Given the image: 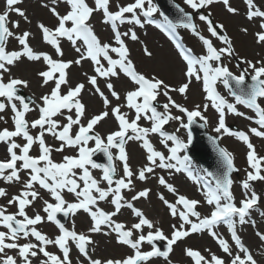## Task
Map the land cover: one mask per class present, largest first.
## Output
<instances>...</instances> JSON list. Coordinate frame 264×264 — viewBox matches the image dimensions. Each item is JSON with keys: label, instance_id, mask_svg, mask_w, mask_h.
<instances>
[{"label": "snow or ice", "instance_id": "snow-or-ice-1", "mask_svg": "<svg viewBox=\"0 0 264 264\" xmlns=\"http://www.w3.org/2000/svg\"><path fill=\"white\" fill-rule=\"evenodd\" d=\"M23 3L5 0V9L0 12V122L7 124L10 119L12 124L11 129L0 128V145L5 152L0 159V184L19 186L15 194L0 186V200L5 201L0 203V264H173L175 246L194 234H207L223 255L206 249L209 255L205 256L185 247L184 255L192 264H259L239 232L246 225L256 227L251 215L264 198L255 190L256 182L264 183V156L251 140H264V56L255 60L239 57L238 74L225 63L226 58H237L238 54L225 25L213 19L212 9L222 5L227 14L238 16L240 9L233 6L232 0H183L186 7L176 5L178 21L169 18L154 0H41L40 6L51 13L56 25L38 22L36 27L41 41L54 55L34 50L33 32L13 30H20V21L11 20L12 14L32 23L26 9L19 6ZM61 4L65 7L63 14L58 11ZM243 4L245 19L258 27L255 43L264 48V5L257 0H243ZM95 14L110 30L109 40L96 33L91 23ZM197 20L222 46L217 47L213 39L202 34ZM126 25L130 27L121 31ZM146 25L159 29L174 44L184 65L181 82L171 84L156 72L145 75L137 70L128 42L140 43L136 29ZM179 29L199 41V54L184 45ZM240 31L248 34L249 29L242 27ZM63 41L77 54L72 59L65 58ZM13 44L15 47H10ZM143 52L152 57L147 46ZM25 61L44 65L36 75L39 87L48 91L36 98L22 94L25 89L31 90V81L14 71ZM85 61L91 64L93 74L85 72L86 83L73 85L71 71ZM122 76L133 86L123 97L114 83ZM86 84L91 86L89 93L102 102V110L91 116L83 102ZM194 85H199L204 103L189 108L175 97L187 101ZM220 85L232 101L221 94ZM113 100L118 103L113 104ZM238 106L254 115L248 116ZM209 109L217 114L213 128L217 135L208 137L219 158L217 172L195 169L188 155L192 125L200 121L201 127H207L205 113ZM31 113L36 117L30 120ZM228 115L243 117L256 126L249 127L248 132L233 131L226 124ZM108 120L115 123V129L101 134L97 127ZM172 123L177 125L175 131L168 132L166 126ZM181 129L186 130V139L178 134ZM224 136L235 137L247 149L245 179L240 182L242 199L238 202L233 174L240 169L234 155L220 146ZM152 137H157L166 151L159 150ZM48 138L54 143L50 144ZM130 142L137 143L144 153L145 163L136 169L129 162ZM34 150L36 155L32 154ZM69 152L72 154H64L59 161L54 159V153ZM100 155L106 162H97ZM157 169L170 175L185 173L201 186L203 204L179 194L164 176L157 174ZM154 177L176 197L174 202L163 194L158 197L171 218L178 221L170 225L167 234L135 204L149 200L152 191L149 187L138 190V182L143 184ZM126 193H131L130 198ZM102 203L110 205L111 210L101 207ZM204 205L208 206L207 214L202 215ZM13 206L15 211L10 212ZM29 209L34 210L32 215ZM124 209L135 218L130 226L116 219ZM80 214H86L89 227L78 232L75 218ZM260 214L264 216V212ZM63 220H69L71 228ZM47 224L57 229L54 237L42 231ZM222 224L227 225L231 243L218 231ZM96 234L113 237L131 254L119 259L94 258ZM255 236L260 243L259 254L264 256V231H255ZM49 246L58 249L59 254L49 251ZM73 250L77 253L75 259Z\"/></svg>", "mask_w": 264, "mask_h": 264}, {"label": "rangeland", "instance_id": "rangeland-1", "mask_svg": "<svg viewBox=\"0 0 264 264\" xmlns=\"http://www.w3.org/2000/svg\"><path fill=\"white\" fill-rule=\"evenodd\" d=\"M31 1L32 2H27V3L30 6H33V8L39 12L38 17L36 18L35 24L37 25L38 22H43L47 26L51 27L54 19L53 20L51 19L52 22L50 24V19H48L49 17H52L50 12L48 10L46 11V10L41 9L39 2L34 1V0H31ZM175 1L181 7H186L185 5H183V0H175ZM128 2H130V0H121V3H128ZM257 2L261 5H264V0H257ZM232 3H233V6L238 7L240 9V15L230 16L229 14H227L225 12L222 5L214 6L212 9V14H213V19L215 21H217L219 23H223L225 25L228 35L233 40V44H234V47H235L236 52L238 54V57L232 58L230 60L226 58L225 63H228L231 70L238 74L239 69L236 68V64L238 63V58L239 57H246L248 59H253V60L259 59L261 56H264V48H261L259 45H257L255 43L254 33L258 30V27L255 24H252L245 19L244 13H245L246 9H245V6L243 4V0H232ZM39 10L42 12H40ZM188 11H190V10H188ZM198 24H200L203 27V29L200 27L202 34L211 38L210 35L206 31V26H204L202 24V22H199ZM97 27L100 28V25L97 24ZM242 27H247L249 29L248 34H244L243 32L240 31V29ZM23 30H24V28L20 29L19 31H23ZM179 31L182 34L188 33V31H184V29L179 30ZM34 32H35V34L38 33L37 27H36V30H34ZM188 34L190 35V33H188ZM211 39H213V41L217 45V47L222 46L214 38H211ZM140 41H141L140 43L135 42V43L129 45L130 50H131V58L134 61L135 65L137 67V70L144 73L145 75H151L153 72H156L157 74H160L162 76V78L166 79V81L171 83V84H177V83L181 82V80L183 79V76H182L183 68H180L179 60L171 52V49L168 47V45L164 41H162L158 35H156V34L152 35L148 32L146 34H143L140 37ZM188 42L192 46H194L195 49L200 50L196 41H194L193 39H188ZM188 42H187V44H188ZM144 46H147L149 51L152 52L151 58L144 55V52H143ZM12 47H15V45ZM159 53H161L163 55V58L168 59L170 62L174 63L177 66V68H178L177 74H179L178 75L179 79L174 78L173 80H171L168 76L166 77V75L165 76L162 75L164 67L161 64H163V65H165V64L163 61H160V60L158 61ZM257 53H259V55H257ZM156 59L158 62L156 61ZM241 67H244V65H241ZM77 71H78V68H77ZM36 77H37V79L35 78V81H36V83H38L39 77L37 75H36ZM220 89L222 92L224 91L225 92V93L223 92L224 95L230 101H232V97L229 96L228 93L225 90H223L222 87H220ZM24 94L26 96H30L26 92H24ZM175 98L177 99L178 102L185 103L186 106H188L189 108H191L192 106H194L197 103H200V104L204 103L203 93L201 92L199 85H194L192 87V90L189 93V99L187 101H184L179 96H176ZM90 106H91V110H93V111H92V113H89V114H95V113H98L102 110V102L100 101V99L98 100L96 98L95 102L92 103ZM241 109H242V112L249 113L247 109H245L243 107ZM205 115L209 119V124L207 126L208 131L211 134L216 135V133L213 131V128L215 127V125L217 123V114L215 113V111L213 109H209V111L207 113H205ZM236 119H237V117H234L233 115H228L226 118L227 125L228 126L233 125ZM236 122H238V121H236ZM3 127H8L11 129V127H12L11 120L8 119L7 124L0 122V128H3ZM175 128H176V126L173 129L175 130ZM242 128L244 129V132H248L249 126L248 127L246 126V128H245V126H242ZM181 131H182V129H181ZM240 131H242L241 128H240ZM225 137H228V136H224L223 139L220 140V143H221L222 147L226 148L228 151H230L234 155L236 167L240 169L237 179L234 180L235 186L233 189L236 200L239 201L240 199H242V191H243L242 188L240 187V182L245 179V170L247 169V162H246L247 149L237 139L233 140V139H227ZM251 140H252V143L256 146L257 152L261 156H264V140H260L259 138H256V137H251ZM18 142L23 143L19 139H18ZM32 154L34 155L35 153H32ZM138 154H141L139 149H138ZM61 156L62 155L58 154L56 157H54V159L59 161L62 158ZM140 163L141 164L145 163L144 157H142V162H140ZM153 180H156V179L155 178L151 179V181H150L151 183L149 184V187H154V189H156L157 184L153 183L152 182ZM154 182H156V181H154ZM148 183L149 182H147L145 184H141L138 187V189L143 188V187H147ZM11 187L14 189L13 193H16L19 190L18 185L15 187L14 186H11ZM255 190L258 194H261L262 197H264V183L256 182ZM261 204H262V206L264 205V198H262ZM155 221H157V220H155ZM160 225L161 224H159V226ZM260 227L262 230H264V224L261 225ZM251 238L254 239L255 241H257V239L255 238V236L252 232H251ZM180 260H181L182 264L188 263L187 259L184 258V256L179 258V261ZM173 264H180V263L179 262L177 263L173 259Z\"/></svg>", "mask_w": 264, "mask_h": 264}, {"label": "bare ground", "instance_id": "bare-ground-1", "mask_svg": "<svg viewBox=\"0 0 264 264\" xmlns=\"http://www.w3.org/2000/svg\"><path fill=\"white\" fill-rule=\"evenodd\" d=\"M22 6V5H21ZM20 6V7H21ZM24 9H26V12L30 18V20L32 21L31 24H27L25 23L20 17L16 16L15 14H12L10 16L11 20H19L20 21V29L24 28V30L31 31L35 34L34 30H36V18L38 17L39 12L37 10H35L33 8V6H30L29 4L27 5V0L26 3L24 5V7H22ZM5 9V0H0V12H3ZM35 11V12H34ZM40 11V10H39ZM42 12V11H40ZM97 15V14H95ZM100 18V15H97L95 18H93V21L96 23L98 22V19ZM48 19H50V23H51V19H53V17H49ZM97 28V27H95ZM14 31H19L16 29H13ZM38 30V28H37ZM147 32V31H146ZM96 33L101 37L102 39V34L104 33V30L101 31V29L97 28ZM151 34H153V32H151ZM10 45V47L14 46ZM31 45L34 48V50L36 51H47L50 54H53V51L51 50V48L45 44H43V42L41 41L40 35H39V30L38 33L35 34V37L31 40ZM62 46L65 48L66 51V59H72L73 57H75L77 54L74 51H71L69 48V45L67 43V41H63L62 42ZM137 50V49H136ZM55 58V56H54ZM163 61L164 64H161L164 69H163V73L162 75H166V77L168 76L171 80H173L174 78H178L179 79V74L178 73V68L177 66L170 62L168 59L163 58V55L161 53H159V57H158V61ZM157 61V59H156ZM157 61V62H158ZM184 67V65L181 63L180 68ZM77 68L78 72L77 71ZM44 70V65L38 62H34V63H28V62H24L23 64H21L18 68L14 69L15 73L19 76H22L24 78H28L31 81V90L25 89L23 90L24 92H26L28 95H30V97L32 96L33 98L38 97L39 95L46 93L48 91L47 88H40L39 84L36 83L35 78L36 77V72L38 73L39 71ZM87 72L88 74L92 73V70H88V64L86 62L83 63L82 67H76L74 66L72 71H71V75H70V79L73 83V85L77 82H84L86 83V77L82 74ZM93 74V73H92ZM91 75V74H90ZM100 83V82H99ZM90 85L86 84V89L83 93V102L87 105L88 108V114L92 113L93 110H91V104L95 102V97L93 95H91L88 91V88H90ZM105 93H107V90H104ZM93 101V102H92ZM92 102V103H91ZM122 102V101H120ZM118 102H114L113 104H116ZM124 111H127V109H124ZM90 115V114H89ZM33 113L29 114L28 118L32 117ZM239 118V117H238ZM237 118V119H238ZM240 119V118H239ZM143 123V122H142ZM239 125L245 126L247 125V122L242 120L239 121ZM115 129V123L112 120H108L107 122H103L101 126H98L97 131L101 132V134H106L109 131H112ZM217 135V134H216ZM215 135V136H216ZM202 143H199V145L197 146L199 149L201 147L204 148V152L207 156H209L208 158L210 163L216 167V166H220V162H219V158L218 155L216 153V151L214 150L211 142H207L206 143L204 141V138H201ZM48 142L51 144L53 143L51 141V138H48ZM154 145L157 146V148L159 150L162 151L161 149V145L159 144V142L157 140H154ZM138 144L137 143H133L130 142L127 146L128 152H129V156H130V164L133 166L134 169L139 168L141 166L140 162H142V154H138ZM163 148V147H162ZM196 154L198 155V157H200V154L198 152H196ZM5 156V152H4V146L0 145V159H2ZM54 157H56L55 153H54ZM219 162V164L217 163V161ZM161 169H157V172H159ZM220 170V167H216V172ZM151 180H149L147 187H149V184ZM174 184L176 185V188L181 190V188H184L181 183H182V179L179 178L177 180H174ZM0 186H4V187H8L10 194H15L13 193V188L11 186H7V185H2L0 184ZM15 187V186H14ZM151 188V193H150V199L147 200V202H140L139 205L142 204V208L145 210L146 215L155 221V219H160L159 223L158 221H156L158 224H161L160 226H166V225H170L172 224V221H169L167 218L165 213L163 211H161L159 209V202L157 200L156 197V193L154 189V187H149ZM47 198V197H46ZM192 198L194 199H198V200H202L204 199V196L201 194L198 195H194ZM138 202V201H137ZM136 202V203H137ZM202 202V201H201ZM0 203H5L4 200H0ZM138 204V203H137ZM101 207H104V204H101ZM39 208V203L36 205V209ZM11 209H15V207H10L9 211ZM201 213L203 214L206 210V207L203 206L201 209ZM29 214L32 215L34 213L33 209H29ZM76 221V230L79 231H86L87 228L89 227V221L87 216H85V214H80L75 218ZM68 227L71 228V222H69ZM167 228L165 227L164 230H166ZM47 230L49 232V236L50 237H54L57 234V231L50 229L49 225H44L42 226V231ZM247 235H248V231H246ZM94 240L96 241V245H95V252L93 253L94 258H100V259H104V258H114L117 257V255H122L126 248L125 247H120L118 244L115 243V241L113 239H110L108 237H105L103 235H94ZM245 240L248 243V246L250 247V249L253 251L254 256L256 257V259L258 260L259 263H263L264 261H262L261 259V255L259 254L261 248L260 245H258L255 241H253V239L246 237L245 235ZM215 243L211 237L207 236V235H203L200 237H193V238H188L185 241L179 242L177 246H175V251L174 253V257L173 259L176 262H179L180 264H182L181 260L179 261V258H181L180 252L181 250H183L185 247H191L193 249H197L199 251H201V253L205 256H207L208 252L206 251V249H211L213 252H215L217 255H220V253L217 251H215L213 249V244ZM55 253L59 254L58 251H55ZM73 258L75 259L77 253L75 250H73ZM221 256V255H220ZM161 264H163V262L161 261Z\"/></svg>", "mask_w": 264, "mask_h": 264}, {"label": "water", "instance_id": "water-1", "mask_svg": "<svg viewBox=\"0 0 264 264\" xmlns=\"http://www.w3.org/2000/svg\"><path fill=\"white\" fill-rule=\"evenodd\" d=\"M157 1H158V0H157ZM158 3H159V5H162V4H163L165 7H166V6H169V7H171V8H174V7H175V5H174V3L172 2V0H165L164 3H160V2L158 1ZM164 13H165L166 15H168L169 17L172 16V15L169 14L168 12H164ZM193 136H194V144H193V147L190 149V155H191L194 159L198 160V161L200 162V164H201L202 166L206 167L208 170L213 171V172H216V171H215V170H216V167H219V166L214 167V166L210 163V161H209V159H210V158H208L209 156H207V155L205 154V152H204V148L201 147V148L199 149V148L197 147V146L199 145V143H202V141H200L201 138H204L205 143H206V140H207L208 143L211 142V141L207 138V136H206L205 134H203L201 128H197L196 126H194V128H193ZM196 152H198V153L200 154V157H198V155L196 154ZM216 161H217V160H216ZM217 163L219 164L218 161H217Z\"/></svg>", "mask_w": 264, "mask_h": 264}]
</instances>
